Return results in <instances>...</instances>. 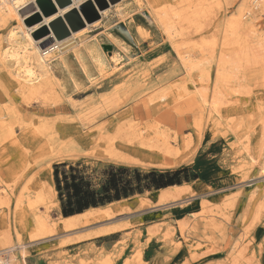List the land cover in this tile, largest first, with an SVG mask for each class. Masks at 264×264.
I'll list each match as a JSON object with an SVG mask.
<instances>
[{
	"label": "rangeland",
	"instance_id": "1",
	"mask_svg": "<svg viewBox=\"0 0 264 264\" xmlns=\"http://www.w3.org/2000/svg\"><path fill=\"white\" fill-rule=\"evenodd\" d=\"M144 1L147 2L145 8L148 10L150 5L147 0ZM217 2L211 16L206 19L204 35L192 30L190 45H179L181 47L179 49L176 46L177 42L163 32L148 11H138V6L132 3V0H128L125 22L120 21V16L115 8H112L102 23L88 32L91 41H95L96 37L100 40L102 44L100 50L106 56L108 67L100 73L94 63L89 65L87 61L96 82L89 84L80 64L71 55L72 70L81 88L73 92L72 86H67V91L74 102H87L90 98L98 99L118 91L122 98H130L114 112L99 116L95 125L111 124L122 114L132 113L137 103L141 105L137 111H142L141 114L132 115L135 123L141 126L159 125L168 128L173 135L171 138L173 145L179 146L180 151L172 158L179 162L167 165L161 155L154 158V162L148 161L143 165L115 164L142 171L190 167L199 174L197 183L194 182L197 180L189 181L198 186L197 194L188 195L191 197L185 203L156 202L152 207L127 212L114 219H106L89 226L83 225L80 230L70 235L59 233L57 236L32 243L28 247V264H90L93 263L94 254L101 251L108 254L109 264H264V175L260 172V163L264 162V77L259 67L254 65L250 67L251 71H247L246 76L241 75L246 79L240 83L238 92L230 96L233 99L231 104L225 105L219 114L212 110L210 98L199 108L188 104L187 96L191 94L186 95V92L182 91L176 93L179 97L176 95L177 99L170 102L167 109L165 108L167 111L161 113L152 109L151 114L143 113L144 99L160 89L185 83L187 92L193 94L199 86L206 85V82L203 84L198 80L200 75L198 71L192 73L187 71L181 53L191 50L197 54V44L203 36L217 39L216 53H218L219 45L224 39L222 27L228 20L238 16L244 7L253 10L251 14L246 15V19L254 16V26L264 36V10L261 6H255L253 0H218ZM20 14L25 25L30 27L43 19L41 17L35 23L30 20L38 14L34 4L21 10ZM101 19L102 17L99 20ZM18 24V20H13L9 24L0 26V45H8L7 34ZM218 24L221 26L218 27ZM141 26L151 32L148 39L140 38L138 30ZM43 29L35 31L34 36L42 37ZM106 33L116 41L125 43V48L110 40ZM17 38L21 40L20 35ZM180 40L181 38H178V41ZM69 42L62 46L63 51L75 44L76 40ZM256 51L261 53L262 50L258 48L255 49ZM208 52L207 57L211 59L210 50ZM116 53L118 56L114 57ZM215 65L212 62V71ZM135 82H139L142 86L139 92L128 90ZM8 102V99L0 101L2 107H6ZM176 102L178 106L174 104ZM32 103L35 107L38 105L37 101ZM71 109L72 107L70 111ZM24 110L28 115L46 114L38 113L33 109ZM71 114H74V111ZM71 114H62V116ZM30 129L29 127L27 130ZM24 131L27 134L26 130L16 127L18 134ZM185 141L189 142L188 148L185 147ZM34 149L35 144L28 142L20 152L31 154L29 159L34 163V173L39 174L41 170L38 169H44L46 157L37 155L36 150L33 153ZM16 160V155H5L0 147L1 192L9 189L16 182L18 175L13 168ZM62 162L81 163V167L88 166L90 169H101L114 163L108 159L92 157L67 159ZM62 162H54L53 166ZM249 163H255L256 167L250 168ZM244 171L249 172L246 179L243 178ZM52 179L54 180L53 175L49 176L46 182L50 183ZM145 193L146 191L141 194ZM158 193V190L153 189L150 193H146L145 197L156 200ZM188 196L184 199L186 200ZM138 198L137 196L132 200ZM14 200L15 196L10 205H0V238L10 230L7 215L12 210ZM60 212L61 210L53 212L52 219H58ZM116 225L126 227L119 234L107 239L87 237L91 233ZM28 237L29 235L22 236L23 239ZM109 239L119 241L104 244V240ZM140 250L142 254L138 256ZM16 255L20 259L19 251Z\"/></svg>",
	"mask_w": 264,
	"mask_h": 264
},
{
	"label": "bare ground",
	"instance_id": "2",
	"mask_svg": "<svg viewBox=\"0 0 264 264\" xmlns=\"http://www.w3.org/2000/svg\"><path fill=\"white\" fill-rule=\"evenodd\" d=\"M53 1L55 2V0ZM86 1L88 0H73V4L64 8L55 2L56 12L45 15L40 12L37 0H0V26L9 24L13 20L19 21V24L7 34L8 45H0V101L9 100L6 107H2V103H0V147L5 155H16L17 160L13 168L18 175L16 182L9 189L0 191V205H10L15 196L12 210L7 215L10 230L0 238V264H28V247L32 243L57 236L59 233L70 235V233L80 230L83 225L89 226L106 219H114L127 212L152 207L156 202L185 203L191 197L188 195L197 194L198 186L191 182H185L158 189L159 195L156 200L145 197L146 193H150V191H146L145 194L92 207L68 217L60 212L58 219H52L53 212L61 210V202L54 180L52 179L50 183L46 182L47 178L53 175L54 162L92 157L108 159L114 163L143 165L148 161L154 162V158L161 155L167 165L179 162L172 158L180 151L178 150L179 146L173 145L171 141L173 135L168 128L159 125L141 126L135 123L132 115L142 112H137L141 108L138 103L133 104L135 107H133L132 113L122 114L111 124H94L99 116L114 112L126 104L127 100H130V98H122L119 91L98 99L90 98L87 102L72 101L67 86L71 85L73 92H76L81 88V84L75 79V73L71 66V55L80 64L89 84H95L94 74L89 65L94 63L101 73L108 67V61L100 50L102 44L98 37L95 38V41H91L88 32L93 27L100 25L112 8H115L114 10L120 16V21L125 22V11L130 3L128 0H122L117 4H111L110 8L99 10L101 20L87 22L83 28L72 32L69 37L62 40L57 39L50 24L55 19L64 17L71 9H79L80 5ZM93 1L96 5L95 0ZM147 1L150 5L148 10L145 8L147 2L145 3L144 0H132V3L138 6V11H148L153 21L161 27L163 32L171 40L177 42L178 49L181 48L179 45H190L192 30L204 35L206 19L211 16L214 5L218 3V0ZM253 3L257 7L261 6L264 10V0H253ZM33 4L36 7V13H41L43 19L30 27L25 25L20 11ZM252 11L250 7H244L238 16L224 24L222 27L224 39L220 43L221 45L218 44V53H216L217 39L215 37L210 39L206 36H203L201 41L199 40L197 54L191 50L181 53L187 71L189 73L198 71L200 73L198 80L203 84L206 82V85L199 86L193 94L187 92L188 88L185 83L160 89L144 99L145 112L143 113L151 114L152 109L161 113L167 111L166 107L170 102L175 101L177 96L179 97L176 93L182 91L186 92V95L191 94L187 96V100V97L184 98L186 102L199 108L210 98L212 110L219 114L225 105L228 103L230 105L233 101L230 96L238 92L240 83L246 79L241 75L245 74L246 76L247 71H251L250 67L257 65L264 77V36L254 26V16L246 19V15L251 14ZM80 13L85 19L81 11ZM219 26L221 24H218ZM43 27L48 28L50 32L36 38L35 31L42 30ZM138 34L141 36L140 38L148 39L151 32L141 26ZM18 35L21 36V40L17 38ZM106 35L114 43L125 48V43L116 41L109 33ZM178 38L181 40L178 41ZM73 39L76 40V43L63 51L62 46ZM258 48H261V53L255 52V49ZM209 50L211 59L207 57ZM116 56H118L117 53L114 57ZM212 62L216 64L213 71ZM246 83L245 81L244 84ZM141 87L139 82H135L134 86L129 87L128 90L139 92ZM209 94L210 97H208ZM33 101L38 102L36 107L33 106ZM71 107L74 114H71ZM25 108L46 114L44 116L28 115V112L27 114L24 112ZM207 113L209 114V112ZM62 114L71 115L62 116ZM16 127L26 130L27 134L25 131L18 134ZM29 127L31 129L27 130ZM25 138L27 139L24 140ZM28 142L35 144L33 153L36 150L37 155L46 157L44 169H38L41 170L39 174L34 173V163L29 159L31 154L20 152ZM188 143L185 141V147L188 146ZM249 164L250 168L256 167L255 163ZM260 166V172L264 175V162L260 163ZM245 172L244 179L249 176V172ZM194 182L197 183L198 180ZM137 196L138 199L132 200ZM187 196L188 198L185 200L184 197ZM125 227L124 225L111 226L91 233L87 237L111 236L119 233ZM24 235H29V237L23 239ZM17 251L20 252V259L16 255ZM141 254L140 250L138 256ZM5 256L7 260H5ZM108 257L105 251L96 252L93 263L90 264H107V262L109 264Z\"/></svg>",
	"mask_w": 264,
	"mask_h": 264
},
{
	"label": "trees",
	"instance_id": "3",
	"mask_svg": "<svg viewBox=\"0 0 264 264\" xmlns=\"http://www.w3.org/2000/svg\"><path fill=\"white\" fill-rule=\"evenodd\" d=\"M54 182L65 217L92 207L129 198L145 191L197 180L199 174L190 167L174 170L142 171L110 163L101 169L81 167V163L54 164Z\"/></svg>",
	"mask_w": 264,
	"mask_h": 264
},
{
	"label": "water",
	"instance_id": "4",
	"mask_svg": "<svg viewBox=\"0 0 264 264\" xmlns=\"http://www.w3.org/2000/svg\"><path fill=\"white\" fill-rule=\"evenodd\" d=\"M55 2L62 8L73 4V0H55ZM53 0H37L41 11L45 15H50L56 12V4ZM96 6L93 0H88L80 5L79 9L73 8L68 11L64 17H59L55 19L51 24V28L57 37V39L62 40L69 37L72 32L83 28L87 22L92 23L101 18V13L99 10H104L108 8L111 4L119 2V0H95ZM80 11L84 15L85 19L82 17ZM41 19L40 13L36 14L33 19V23L38 22ZM49 33L48 28L43 29V34Z\"/></svg>",
	"mask_w": 264,
	"mask_h": 264
},
{
	"label": "crops",
	"instance_id": "5",
	"mask_svg": "<svg viewBox=\"0 0 264 264\" xmlns=\"http://www.w3.org/2000/svg\"><path fill=\"white\" fill-rule=\"evenodd\" d=\"M117 234H119V233H116V234H114V235H117ZM114 235H111V236H106V237H100V238H96V239H100V240H102V239H107L108 237H113ZM116 242V241H119V240H104V244H110L111 242ZM93 242H95V243H97V241H93Z\"/></svg>",
	"mask_w": 264,
	"mask_h": 264
},
{
	"label": "built area",
	"instance_id": "6",
	"mask_svg": "<svg viewBox=\"0 0 264 264\" xmlns=\"http://www.w3.org/2000/svg\"><path fill=\"white\" fill-rule=\"evenodd\" d=\"M5 260H7V259H6V256H5ZM5 264H6V263H5Z\"/></svg>",
	"mask_w": 264,
	"mask_h": 264
}]
</instances>
